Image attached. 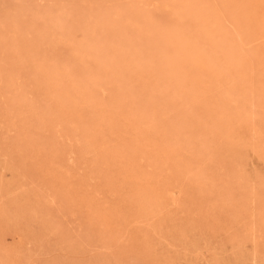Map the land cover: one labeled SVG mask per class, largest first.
<instances>
[{
    "label": "rangeland",
    "instance_id": "374dc122",
    "mask_svg": "<svg viewBox=\"0 0 264 264\" xmlns=\"http://www.w3.org/2000/svg\"><path fill=\"white\" fill-rule=\"evenodd\" d=\"M0 264H264V0H0Z\"/></svg>",
    "mask_w": 264,
    "mask_h": 264
},
{
    "label": "bare ground",
    "instance_id": "6f19581e",
    "mask_svg": "<svg viewBox=\"0 0 264 264\" xmlns=\"http://www.w3.org/2000/svg\"><path fill=\"white\" fill-rule=\"evenodd\" d=\"M263 26V25H262ZM239 42V41H238ZM8 47V46H7ZM124 57V56H123ZM196 57V56H195ZM122 58V57H121ZM110 60H111V58H110ZM127 60V59H126ZM117 62V61H116ZM121 62V61H120ZM122 63V62H121ZM125 63V62H124ZM232 63V62H231ZM118 64H119V62H118ZM208 67V66H207ZM17 68V67H16ZM18 69V68H17ZM17 69H15V70H17ZM24 68H20V72H22V70H23ZM11 70H12V68H11ZM166 70V69H165ZM205 70H206V68H205ZM208 70H210V68L208 69ZM23 72H24V70H23ZM162 73V72H161ZM243 73V72H242ZM171 74V73H170ZM35 75V74H34ZM37 76V75H36ZM160 76H161V74H160ZM166 77V76H165ZM157 78V77H156ZM173 78V77H172ZM165 79V78H164ZM159 80V79H158ZM161 80V79H160ZM158 82V81H157ZM160 82V81H159ZM170 82V81H169ZM176 82V81H175ZM180 83V82H179ZM159 84V83H158ZM167 84V83H166ZM170 85V84H169ZM159 88H161V87H159ZM182 94V93H181ZM114 106V105H113ZM137 114V113H136ZM138 115V114H137ZM134 116H135V114H134ZM145 116V115H144ZM137 117V116H136ZM135 117V118H136ZM147 119V118H146ZM149 119V118H148ZM130 120V119H129ZM134 120V119H133ZM132 121V120H131ZM148 121V120H147ZM149 123V122H148ZM135 126V125H134ZM187 165V164H186ZM188 167V166H187ZM190 167H188V169H189ZM198 168V167H197ZM196 168V169H197ZM186 170V169H185Z\"/></svg>",
    "mask_w": 264,
    "mask_h": 264
}]
</instances>
